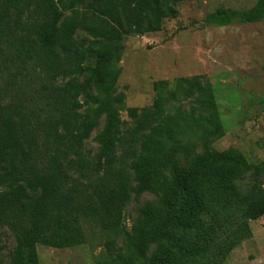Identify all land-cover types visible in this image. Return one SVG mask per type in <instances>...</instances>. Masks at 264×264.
Wrapping results in <instances>:
<instances>
[{
	"label": "trees",
	"instance_id": "trees-1",
	"mask_svg": "<svg viewBox=\"0 0 264 264\" xmlns=\"http://www.w3.org/2000/svg\"><path fill=\"white\" fill-rule=\"evenodd\" d=\"M182 1L0 0V264H39L38 245H82L83 221L109 234L114 264H216L264 214V161L244 188L230 169L237 150L205 147L185 152L158 205L124 223L130 193L149 186L143 159L148 168L186 131L206 138L220 128L203 75L178 80L177 106L168 109L156 86L150 106L129 108V123L119 117L124 94L114 64L124 38L158 31ZM238 15L264 17V0ZM90 52L97 61L86 68ZM101 118L90 155L84 144Z\"/></svg>",
	"mask_w": 264,
	"mask_h": 264
},
{
	"label": "rangeland",
	"instance_id": "rangeland-1",
	"mask_svg": "<svg viewBox=\"0 0 264 264\" xmlns=\"http://www.w3.org/2000/svg\"><path fill=\"white\" fill-rule=\"evenodd\" d=\"M257 0H184L177 13L162 19L160 29L143 35L124 38V50L115 62L120 69L116 91L124 94L119 117L130 122L128 109L138 112L150 106L161 91L166 107L177 106L180 78L203 75L210 83L216 104L219 131L200 138L190 131L174 146H164L154 156L155 161L141 173L149 186L139 195L130 193L124 208V223L131 221L148 203L159 204L166 193L174 169L183 163L184 154L205 147L222 151L235 148L237 153L230 165L232 179L246 188L264 161V17L245 22L238 13L250 9ZM224 13L218 15V10ZM67 13V12H66ZM96 54L87 53L84 66L92 68ZM187 107V102L183 101ZM103 118L85 141L84 150L97 151L93 138L102 128ZM158 152V151H157ZM160 154V155H159ZM136 160L129 158L128 163ZM129 172L130 186H135V173ZM259 180L264 189V169ZM86 241L72 248L37 246L39 264H114L105 248L109 234L92 222L83 221ZM249 235L241 239L223 260L216 264H264V214L248 221ZM13 245L10 236L4 238ZM155 246L148 251L153 252ZM194 257L182 258L190 262Z\"/></svg>",
	"mask_w": 264,
	"mask_h": 264
}]
</instances>
